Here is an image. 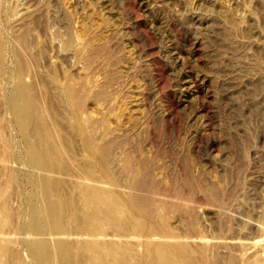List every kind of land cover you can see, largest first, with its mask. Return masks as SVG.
I'll return each mask as SVG.
<instances>
[{"label":"rangeland","instance_id":"374dc122","mask_svg":"<svg viewBox=\"0 0 264 264\" xmlns=\"http://www.w3.org/2000/svg\"><path fill=\"white\" fill-rule=\"evenodd\" d=\"M0 48V188L12 213L26 207L32 169L7 97L19 80L32 85L76 173L88 155L61 89L71 81L87 87L93 134L113 130L104 139L123 188L125 158L139 165L143 214L169 216L214 264L264 261V0H0Z\"/></svg>","mask_w":264,"mask_h":264},{"label":"bare ground","instance_id":"6f19581e","mask_svg":"<svg viewBox=\"0 0 264 264\" xmlns=\"http://www.w3.org/2000/svg\"><path fill=\"white\" fill-rule=\"evenodd\" d=\"M76 54L85 57L82 46ZM64 83L61 89L73 117L71 126L88 155L76 173L32 85L19 80L7 97L9 111L25 137L27 154L22 163L25 160L24 165L32 170L26 176L31 188L24 202L28 208L23 205L25 208L12 213L6 205L9 197L0 188V264H214L204 251L194 252L189 235L188 239L181 238L173 232L169 216L153 211L143 214L136 207L142 202L132 194L141 186L139 165L131 166L125 158L123 173L130 183L123 188L121 172L118 174L112 166L111 144L104 139L113 130L106 127L101 136H95L92 121L85 115L86 86ZM9 179L15 181L14 173ZM200 240L207 244L205 239Z\"/></svg>","mask_w":264,"mask_h":264}]
</instances>
